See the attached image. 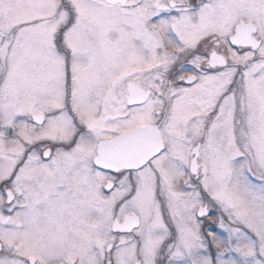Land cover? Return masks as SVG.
<instances>
[{"label":"snow or ice","instance_id":"obj_1","mask_svg":"<svg viewBox=\"0 0 264 264\" xmlns=\"http://www.w3.org/2000/svg\"><path fill=\"white\" fill-rule=\"evenodd\" d=\"M0 264H264V0H0Z\"/></svg>","mask_w":264,"mask_h":264}]
</instances>
